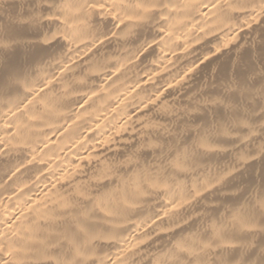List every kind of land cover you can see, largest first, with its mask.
I'll return each instance as SVG.
<instances>
[{"label": "bare ground", "instance_id": "6f19581e", "mask_svg": "<svg viewBox=\"0 0 264 264\" xmlns=\"http://www.w3.org/2000/svg\"><path fill=\"white\" fill-rule=\"evenodd\" d=\"M0 264H264V0H0Z\"/></svg>", "mask_w": 264, "mask_h": 264}]
</instances>
